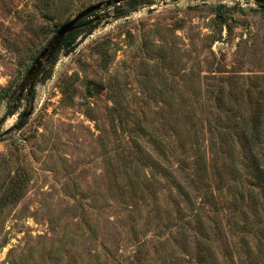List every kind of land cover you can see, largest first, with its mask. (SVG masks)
<instances>
[{"label":"rangeland","instance_id":"1","mask_svg":"<svg viewBox=\"0 0 264 264\" xmlns=\"http://www.w3.org/2000/svg\"><path fill=\"white\" fill-rule=\"evenodd\" d=\"M99 1L0 0V132L33 101L0 136V264H264L255 1L104 7L9 114L55 31Z\"/></svg>","mask_w":264,"mask_h":264},{"label":"water","instance_id":"2","mask_svg":"<svg viewBox=\"0 0 264 264\" xmlns=\"http://www.w3.org/2000/svg\"><path fill=\"white\" fill-rule=\"evenodd\" d=\"M130 0H103L99 1L97 3L91 4L82 10H80L74 17L69 19L68 21L64 22L52 35L48 43L44 46V48L40 51L38 56L34 59L32 65L29 67V69L26 72V75L19 85L18 88V95L16 98V101L13 104V107L11 108L9 114H13L18 109L19 102L21 101V98L23 96L24 91L27 90L28 95L31 94L32 90L34 89L35 83L41 74V72L44 70V68L50 63L53 56L56 54V52L61 47L63 41L65 38L75 30L82 27V24H79V22L82 19L88 18L90 15H92L95 12H98L104 7H110L113 5L121 4L124 2H127ZM257 4L264 5V0H253ZM33 107L27 112H25L22 115V120H20L19 124L14 126L15 128H20L23 124V119L30 116L32 113ZM7 116V115H6ZM6 116L3 117V119L0 121V125L3 120L6 119ZM14 127H10L4 132H0V136L7 134L11 132Z\"/></svg>","mask_w":264,"mask_h":264},{"label":"trees","instance_id":"3","mask_svg":"<svg viewBox=\"0 0 264 264\" xmlns=\"http://www.w3.org/2000/svg\"><path fill=\"white\" fill-rule=\"evenodd\" d=\"M137 1H139V0H130V1L124 2L123 4H134V3H136ZM261 6L264 8V5H261ZM79 24H82V27L79 28V29H77V30H75L74 32L70 33V34L65 38V40L63 41V43H62V45H61V47H60L59 49L65 47V46H66V47H70V46H72L73 43L75 42L77 36L79 35V33H80L81 31H83L84 29H88V28H90V27L92 26V20H90V19H88V18H85V19H82V20L79 22ZM55 57H56V55L53 56L52 61L55 59ZM247 157H248V161H249L250 165L253 167L252 171H253L254 173H257V174L261 173V172H260L261 169L259 168V164H258V160H259V159H258V155L255 154V153L253 152L252 149H250V150L248 151V153H247ZM250 197H251V200H252L253 202H255V200H254V198H253V196H252L251 194H250ZM249 206H252V208H253L254 210H257V207L259 208L258 204H256V203H251V204H249ZM250 210H251V209H250Z\"/></svg>","mask_w":264,"mask_h":264},{"label":"flooded vegetation","instance_id":"4","mask_svg":"<svg viewBox=\"0 0 264 264\" xmlns=\"http://www.w3.org/2000/svg\"><path fill=\"white\" fill-rule=\"evenodd\" d=\"M50 62H51V61H50ZM44 70H45V68H44ZM44 70H43V71H44ZM43 71H42V72H43ZM42 72H41V73H42ZM34 88H35V86H34ZM33 91H34V89L32 90V92H31L30 95H28L27 90L24 91L21 100H23L24 98H26L27 101H28L29 99H32ZM17 95H18V94H17ZM16 98H17V97H16ZM20 102H21V101H20ZM20 102H19V104H20ZM28 105H29V107H28ZM31 107H33V101H32V100L30 101V103H27V104H26V108L23 110L22 115H23L25 112L29 111V110L31 109ZM18 108H19V105H18ZM22 115H21V117H20V120H22ZM24 119H25V118H24ZM24 119H23V120H24Z\"/></svg>","mask_w":264,"mask_h":264}]
</instances>
